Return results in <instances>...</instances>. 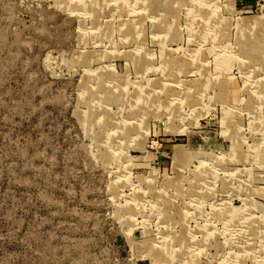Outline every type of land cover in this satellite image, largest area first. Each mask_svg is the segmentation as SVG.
I'll return each mask as SVG.
<instances>
[{
  "label": "rangeland",
  "instance_id": "rangeland-1",
  "mask_svg": "<svg viewBox=\"0 0 264 264\" xmlns=\"http://www.w3.org/2000/svg\"><path fill=\"white\" fill-rule=\"evenodd\" d=\"M0 264H264V0H0Z\"/></svg>",
  "mask_w": 264,
  "mask_h": 264
},
{
  "label": "bare ground",
  "instance_id": "bare-ground-1",
  "mask_svg": "<svg viewBox=\"0 0 264 264\" xmlns=\"http://www.w3.org/2000/svg\"><path fill=\"white\" fill-rule=\"evenodd\" d=\"M253 58V57H252ZM182 243V242H181Z\"/></svg>",
  "mask_w": 264,
  "mask_h": 264
}]
</instances>
